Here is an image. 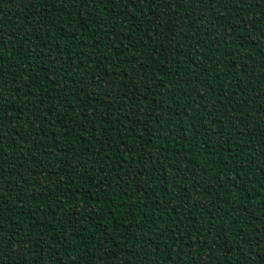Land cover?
<instances>
[{"label":"trees","instance_id":"16d2710c","mask_svg":"<svg viewBox=\"0 0 264 264\" xmlns=\"http://www.w3.org/2000/svg\"><path fill=\"white\" fill-rule=\"evenodd\" d=\"M0 264H264V0H0Z\"/></svg>","mask_w":264,"mask_h":264},{"label":"rangeland","instance_id":"374dc122","mask_svg":"<svg viewBox=\"0 0 264 264\" xmlns=\"http://www.w3.org/2000/svg\"><path fill=\"white\" fill-rule=\"evenodd\" d=\"M174 1H176V2H182L183 0H174Z\"/></svg>","mask_w":264,"mask_h":264}]
</instances>
